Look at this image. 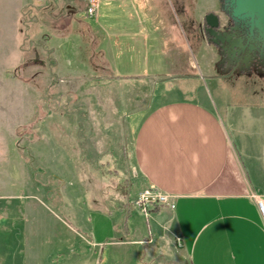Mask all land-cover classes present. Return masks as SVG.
I'll list each match as a JSON object with an SVG mask.
<instances>
[{"label":"rangeland","instance_id":"374dc122","mask_svg":"<svg viewBox=\"0 0 264 264\" xmlns=\"http://www.w3.org/2000/svg\"><path fill=\"white\" fill-rule=\"evenodd\" d=\"M64 2L79 6L77 0ZM88 3L84 0V9ZM21 4L13 16L0 18V264H73L78 258L77 264H169L176 259L174 245L168 236L148 235V218L134 204L144 187L133 139L149 106L180 97L176 82L169 81L168 88L119 78L97 86L100 81H91L95 57L85 33L71 30L65 38L54 35L45 43L43 32L51 26L39 7L42 0L37 9L24 0ZM109 4L102 0L101 14ZM164 8L180 11V27L196 38L203 14L219 12L221 0H165ZM93 18L84 16L83 22L107 27L106 17ZM54 20V25L68 27V18ZM186 46L203 85L202 57L215 73L221 56L212 45L198 50L192 43ZM55 62L78 77L56 73ZM156 205L149 204L148 213ZM128 210L127 225L137 229V236H111L105 246L90 244L100 214L110 213L122 227ZM120 239L127 242L112 243ZM101 248L98 259L94 254Z\"/></svg>","mask_w":264,"mask_h":264},{"label":"crops","instance_id":"0c3cea01","mask_svg":"<svg viewBox=\"0 0 264 264\" xmlns=\"http://www.w3.org/2000/svg\"><path fill=\"white\" fill-rule=\"evenodd\" d=\"M1 1L0 18L13 16L22 5V0ZM40 1L24 3L37 9ZM64 1L42 0L39 5L51 26L43 32L44 42L54 35L65 38L71 30L85 33L95 57L91 81H100L97 86L122 78L172 88L169 81H175L181 94L149 106L133 139L142 186L172 195V207L151 206L146 216L148 235L168 236L175 247L176 259L169 264H264V220L253 196H264V75L220 74L227 69L211 73L204 56V87L186 44L197 50L210 44L200 34L192 38L186 33L179 25L181 12L165 9V0H108L109 8L102 14L98 0L93 19L106 17L107 27L83 22L88 18L84 0H77L79 6ZM62 17L69 19L66 30L54 25V19ZM72 20L81 28H73ZM53 65L56 73L78 77L59 62ZM128 215L129 210L120 227L110 213L100 214L90 244L105 246L111 236H137V229L127 225ZM102 253L103 248L94 255L100 259Z\"/></svg>","mask_w":264,"mask_h":264},{"label":"flooded vegetation","instance_id":"af4514ba","mask_svg":"<svg viewBox=\"0 0 264 264\" xmlns=\"http://www.w3.org/2000/svg\"><path fill=\"white\" fill-rule=\"evenodd\" d=\"M208 13L215 14L218 19L215 35L207 30L205 16ZM202 22L198 26L199 33L220 54V71L264 75V29L255 24L251 27L249 18L234 10L232 0H221L219 12H206Z\"/></svg>","mask_w":264,"mask_h":264},{"label":"built area","instance_id":"2783aa9c","mask_svg":"<svg viewBox=\"0 0 264 264\" xmlns=\"http://www.w3.org/2000/svg\"><path fill=\"white\" fill-rule=\"evenodd\" d=\"M97 10V1L89 0V3L85 7V14L88 17L96 15ZM256 204L258 206L259 212L264 220V197L253 195ZM162 204L172 207V195L154 190L152 188H144L138 194V197L135 199L134 204L143 212L146 216L148 215L147 207L149 204ZM176 244L180 245V239L176 237Z\"/></svg>","mask_w":264,"mask_h":264},{"label":"water","instance_id":"95a60500","mask_svg":"<svg viewBox=\"0 0 264 264\" xmlns=\"http://www.w3.org/2000/svg\"><path fill=\"white\" fill-rule=\"evenodd\" d=\"M234 2V10L243 12V16L249 18L250 25H257L264 29V0H232ZM207 30L211 35H215L214 28L218 25L217 16L208 13L205 16Z\"/></svg>","mask_w":264,"mask_h":264},{"label":"trees","instance_id":"16d2710c","mask_svg":"<svg viewBox=\"0 0 264 264\" xmlns=\"http://www.w3.org/2000/svg\"><path fill=\"white\" fill-rule=\"evenodd\" d=\"M161 205H162V204H158V205L155 206V208L158 207V206H161Z\"/></svg>","mask_w":264,"mask_h":264}]
</instances>
